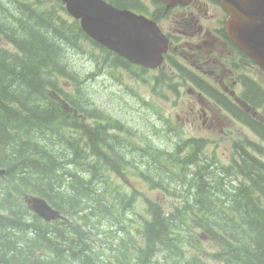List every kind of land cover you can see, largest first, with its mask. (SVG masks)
<instances>
[{
  "label": "trees",
  "instance_id": "obj_1",
  "mask_svg": "<svg viewBox=\"0 0 264 264\" xmlns=\"http://www.w3.org/2000/svg\"><path fill=\"white\" fill-rule=\"evenodd\" d=\"M111 1L120 8L137 2ZM3 2L0 35L14 52L0 51V264H264V164L244 153L237 173L250 185L211 183L216 176L200 164L203 142L160 130L161 137L151 131L159 121L150 118L138 125L148 121V134L133 131L92 105L77 79L92 71L93 49L111 53L83 33L59 0ZM117 59L116 66L126 65ZM244 79L248 102L262 108L263 89ZM87 118L96 121L92 130ZM243 120L264 139L263 125ZM112 175L123 181L115 184ZM135 179L171 208L137 189ZM31 195L61 219L50 224L32 214L24 203ZM128 229L135 231L128 241L121 237L100 251L102 237Z\"/></svg>",
  "mask_w": 264,
  "mask_h": 264
},
{
  "label": "rangeland",
  "instance_id": "obj_2",
  "mask_svg": "<svg viewBox=\"0 0 264 264\" xmlns=\"http://www.w3.org/2000/svg\"><path fill=\"white\" fill-rule=\"evenodd\" d=\"M12 1L13 0H4L3 3L4 5H7L11 4ZM5 49L11 51V48L0 37V51L5 52ZM93 51L96 58L92 60L90 66L94 67L92 69L94 77L92 79H86L85 82H83L82 78L77 79V81L80 83V88H82L85 96L86 93L91 94V101L94 107L101 108L109 114L113 113L117 118L129 124L130 128L133 129L134 127L135 130L139 129L138 125L142 121L152 120L156 122L159 121L160 130L171 134H174L175 132V135L179 139H188L193 137L207 139L209 144L206 152L209 156L217 159L220 165L226 166L227 170H225V177L223 179L229 183L232 181L237 184H243L246 182L242 175L238 176L237 179L227 175L230 170L228 166L235 164L234 158L236 145L246 144L251 153L255 152V156L257 155L258 157L261 154L260 157L264 160V143L261 142V140L246 126L235 121L232 117H228L224 112L222 113L221 122L215 124V127L213 128H209L208 125H203L202 120L197 122L191 121V123L187 122L186 118L189 117L188 114H190L191 107L196 104L197 109H199L200 106L197 103V99L189 94V89H191V87L188 85L183 87L181 86L175 91L165 88V85L172 82V71H170V69L163 68L157 72H147L140 68L131 67L125 70L116 67V65L111 62V55L101 52L98 49H93ZM81 59L83 60V58ZM178 59L179 58H177V62ZM180 61L182 62L181 59ZM236 61L240 62L238 58ZM231 65L232 64L229 62L227 64V69L231 70L230 73L236 79L240 74L247 75L251 79L257 81L264 89V75H262L258 68L257 70L254 69L247 61L241 63L240 66H242V70H238L237 68L234 69ZM168 76L169 78L167 82H163V79ZM234 91L235 95L238 96L242 92V88L238 83ZM134 99L135 101H133ZM146 104H150L158 111L147 110ZM132 107L141 111L143 116L137 117V114L135 113L137 111L132 109ZM101 109L99 111H101ZM163 116L166 120L165 124L169 125L168 127L164 126L161 121ZM136 118L140 119L138 120V123ZM84 125L90 130L94 128V122L92 121H85ZM144 126L148 129L151 127L148 122ZM35 136L41 138L43 141L46 140V138L42 137L39 132H36ZM128 140L129 142H132L133 139L132 137H128ZM46 141H50V139H47ZM251 147H254V149ZM230 172H233V170H230ZM219 173H222L221 168ZM111 178L115 181V184L116 182L123 181L113 175ZM133 183L137 189L145 191L147 195L151 196L153 201H160L163 203L165 208H171L170 202H165L162 196L160 197L155 193L152 195L148 191L149 188L147 184L143 183L142 180L135 179ZM58 185H60L59 182ZM2 189L4 191V186L0 184V190ZM125 190L128 193H131L132 191L127 187H125ZM134 232L135 231L128 229L123 231L122 234H110L107 237H102L101 239L104 241V244L99 245L101 247L100 251L103 253L108 251L113 244H117L119 242L121 237H123L125 241H128ZM206 246L208 250L212 252L219 251L220 249L214 243H206Z\"/></svg>",
  "mask_w": 264,
  "mask_h": 264
},
{
  "label": "flooded vegetation",
  "instance_id": "obj_3",
  "mask_svg": "<svg viewBox=\"0 0 264 264\" xmlns=\"http://www.w3.org/2000/svg\"><path fill=\"white\" fill-rule=\"evenodd\" d=\"M155 18L162 32L170 40L168 56L171 61L175 62V67L182 72V77L175 82L174 91L181 86L188 85L191 87L189 94L197 99L200 106L199 109L196 104L191 107L186 121L191 123V121L202 120L203 125L213 128L215 124L221 122L222 113L226 110L231 116L237 118V122L246 125L252 133L258 135L254 128L243 120L247 117L257 124H261V121L264 122L263 113H259L257 117L254 116L255 110L259 108L248 102L244 78L257 83L262 89L263 87L248 76L239 77L237 82L230 73L231 71L227 69L229 62L236 64L237 52L227 35L226 13L220 2L217 0H193L188 6L173 8L161 5ZM177 58H180L184 64L179 65ZM252 67L257 70L254 65ZM237 83L242 88L239 96L235 95L234 91ZM204 87L210 91L213 90L216 94L209 96L207 92L203 91ZM223 91L225 93L230 91L234 100ZM238 97H240L242 105L240 107L235 102ZM226 105H229L231 109ZM233 108L238 110L237 116H235ZM247 121L251 123L249 120ZM192 139L195 142L201 141L203 144L208 141L205 138L193 137ZM244 153H248L259 161L263 160L261 157L255 156V152V154L250 153L249 149L242 145L238 149L234 161L242 165L245 158Z\"/></svg>",
  "mask_w": 264,
  "mask_h": 264
},
{
  "label": "water",
  "instance_id": "obj_4",
  "mask_svg": "<svg viewBox=\"0 0 264 264\" xmlns=\"http://www.w3.org/2000/svg\"><path fill=\"white\" fill-rule=\"evenodd\" d=\"M83 30L102 46L131 62L155 68L162 63L168 40L155 24L132 13L121 12L102 0H62ZM170 7L192 0H158ZM229 14L227 34L239 49L264 71V0H218ZM156 55L154 64L148 60ZM4 171H0V174ZM32 209L47 221L56 213L42 200H30Z\"/></svg>",
  "mask_w": 264,
  "mask_h": 264
},
{
  "label": "bare ground",
  "instance_id": "obj_5",
  "mask_svg": "<svg viewBox=\"0 0 264 264\" xmlns=\"http://www.w3.org/2000/svg\"><path fill=\"white\" fill-rule=\"evenodd\" d=\"M18 148V147H17ZM24 196V195H23Z\"/></svg>",
  "mask_w": 264,
  "mask_h": 264
}]
</instances>
